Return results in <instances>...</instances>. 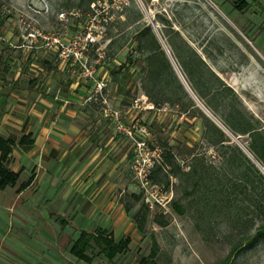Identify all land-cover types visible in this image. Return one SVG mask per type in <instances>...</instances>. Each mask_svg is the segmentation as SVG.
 <instances>
[{
  "label": "rangeland",
  "instance_id": "obj_1",
  "mask_svg": "<svg viewBox=\"0 0 264 264\" xmlns=\"http://www.w3.org/2000/svg\"><path fill=\"white\" fill-rule=\"evenodd\" d=\"M77 4V0H0V35H13V44L25 45L26 54L43 57L55 69V83L73 81L84 87L79 104L71 109L87 116L88 125L121 134L119 123L126 128L133 123L147 127L150 183L159 203L152 209L146 207L139 232L133 215L145 205L144 190L132 167L134 144L126 136L123 149L128 157L118 170L122 180L113 188L123 208H129L126 214L134 228V232L115 233L116 240L130 237L125 252L108 261L94 249L88 253L91 263L75 259L69 248L76 228H59L48 219L41 228L37 224L40 230L26 226L19 216L27 213L35 221L40 217L39 204L29 210L23 197L14 196L8 218L0 217L2 223L14 222L0 224V264H137L148 256L153 241L158 247L156 264H222L240 240L232 213L204 208L188 193L191 181L181 172L166 175L162 171L152 177L153 168L167 151L175 154L182 171L188 170L192 153L204 154L216 166V151L203 145L200 119L184 117L176 106L153 105L141 97L146 52L137 45H152L148 35L142 36L144 27L165 33L171 25L236 93L238 108L264 133V0H102L89 9L84 3L78 9ZM22 49L12 50L14 56ZM41 68L39 64L36 71ZM97 83L104 86L97 88ZM134 99H141V107L134 105ZM108 113H116L119 123ZM235 141L247 152V135ZM228 264H264V242L241 248Z\"/></svg>",
  "mask_w": 264,
  "mask_h": 264
},
{
  "label": "crops",
  "instance_id": "obj_2",
  "mask_svg": "<svg viewBox=\"0 0 264 264\" xmlns=\"http://www.w3.org/2000/svg\"><path fill=\"white\" fill-rule=\"evenodd\" d=\"M14 40L0 35V138L15 141L6 167L18 178L0 190V217L8 218L15 196L24 198L26 209L39 204L35 221L27 213L19 216L26 226L41 228L48 219L59 228H76V238L96 227L111 231L114 238L116 232H134L118 191H113L128 157L123 149L127 137L88 125L87 116L71 109L84 87L73 81L55 83V69L43 57L26 54L25 45H14ZM16 48L22 49L18 56L12 51ZM22 137L25 141L19 143Z\"/></svg>",
  "mask_w": 264,
  "mask_h": 264
},
{
  "label": "trees",
  "instance_id": "obj_3",
  "mask_svg": "<svg viewBox=\"0 0 264 264\" xmlns=\"http://www.w3.org/2000/svg\"><path fill=\"white\" fill-rule=\"evenodd\" d=\"M77 1L78 9L83 3L89 9L91 4L95 6L102 0ZM142 32V36H149L152 45L147 48L141 43L137 45L139 51L146 52V65L141 69V97L153 105L165 103L176 106L179 114L184 117L200 119L201 141L216 151L218 163L213 166L204 154L192 153L188 170L182 171L175 154L167 151L153 168L152 177L162 171L166 175L181 172L191 181L188 193L204 208L232 213V223L238 229L240 240L231 247L222 261V264H228L241 248L264 242V173L257 166L259 164L264 168V133L253 126L250 120L252 117L238 108L236 93L208 67L201 55L171 25H168L165 33L159 30L153 32L150 26L144 27ZM161 42L167 46L170 55L165 54ZM176 68L198 101L187 91ZM205 110L224 128L216 125ZM245 135L249 138L245 146L247 152L235 141ZM23 141L24 137L19 143ZM14 144L12 138H0V190L13 186L18 178V174L6 167ZM166 168H170L169 171ZM133 196L138 201L139 197ZM238 201L240 203H235ZM174 208L179 214L183 213L180 205L175 204ZM126 210H129L127 206ZM146 211L148 209L143 205L133 215L139 232L143 231ZM258 218L260 223L257 224ZM156 223L162 225L157 219ZM129 243L128 236L116 240L111 231L96 227L93 230H82L71 243L69 253L78 260L91 263L92 257L88 253L97 249L98 254L112 261L125 252ZM157 252V244L153 241L148 256L140 258L137 264H156Z\"/></svg>",
  "mask_w": 264,
  "mask_h": 264
},
{
  "label": "built area",
  "instance_id": "obj_4",
  "mask_svg": "<svg viewBox=\"0 0 264 264\" xmlns=\"http://www.w3.org/2000/svg\"><path fill=\"white\" fill-rule=\"evenodd\" d=\"M86 72L90 74L88 70H86ZM96 86L97 88H102L104 84L97 83ZM133 101L135 106L141 107V99H134ZM146 107L150 108L152 105L147 104ZM108 115H114L113 118L119 123L116 113H113V115L108 113ZM119 129L123 134H125V136L129 137L133 141L135 154L132 167L135 171V175L138 177L141 187L144 190L143 199L145 205L148 209H152L156 203H159V201L156 198V192L150 183L151 169L149 168L151 151L148 149L146 144V138L149 135V131L144 124L140 123H133L128 128L123 127V124L119 123Z\"/></svg>",
  "mask_w": 264,
  "mask_h": 264
},
{
  "label": "water",
  "instance_id": "obj_5",
  "mask_svg": "<svg viewBox=\"0 0 264 264\" xmlns=\"http://www.w3.org/2000/svg\"><path fill=\"white\" fill-rule=\"evenodd\" d=\"M164 45V44H163ZM164 48H165V50H166V53L168 54V55H170L169 54V51H168V49L164 46ZM172 60V59H171ZM173 62V61H172ZM174 63V62H173ZM176 67V66H175ZM176 71H177V73H178V76H179V78L181 79V81L183 82V84H184V86H185V88L187 89V91L190 93V95H192V97H194L195 99H196V97L194 96V94L192 93V91L190 90V88L188 87V85L186 84V82L184 81V79H183V77H182V75L180 74V72L178 71V69L176 68ZM197 100V99H196ZM198 101V100H197ZM199 103V102H198ZM205 112L208 114V116L209 117H211V119L214 121V123L216 124V125H218L219 127H221V128H224L221 124H220V122L218 121V120H216L207 110H205ZM260 168L262 169V171H264V168L262 167V166H260Z\"/></svg>",
  "mask_w": 264,
  "mask_h": 264
}]
</instances>
